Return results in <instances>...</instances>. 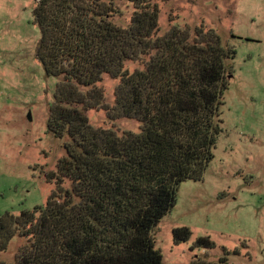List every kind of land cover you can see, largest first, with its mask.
Wrapping results in <instances>:
<instances>
[{
    "label": "trees",
    "instance_id": "obj_1",
    "mask_svg": "<svg viewBox=\"0 0 264 264\" xmlns=\"http://www.w3.org/2000/svg\"><path fill=\"white\" fill-rule=\"evenodd\" d=\"M35 1L36 55L57 78L47 127L65 139V154L46 173L56 187L44 205L0 215V254L25 240L13 263L0 264H167L155 231L181 183L203 180L215 158L235 47L202 25L174 23L158 35L159 0ZM121 4L133 9L126 25L115 20ZM139 59L142 69L125 68ZM105 74L119 79L112 105L98 85ZM98 108L138 121L139 131L93 125L87 113ZM192 234L175 227L173 242ZM215 246L202 235L192 248Z\"/></svg>",
    "mask_w": 264,
    "mask_h": 264
},
{
    "label": "rangeland",
    "instance_id": "obj_2",
    "mask_svg": "<svg viewBox=\"0 0 264 264\" xmlns=\"http://www.w3.org/2000/svg\"><path fill=\"white\" fill-rule=\"evenodd\" d=\"M158 5V35L174 23L192 30L202 25L217 31L237 53L228 60L232 68L226 73L224 131L215 158L203 180L181 183L175 207L156 228V247L167 264H189L198 257L264 264V0H159ZM35 7V0H0V215L44 205L56 187L46 173L55 171L65 154V139L47 127L57 78L46 76L36 55L41 32ZM121 8L123 14L115 20L126 25L133 9L126 4ZM125 68L142 69L143 59L129 60ZM118 83L105 74L98 84L106 104L114 103ZM87 114L93 125L120 134L140 128L136 120H111L103 108ZM178 226L191 228L189 241L174 244ZM202 235L216 246L193 249ZM24 243L14 239L0 260L13 263Z\"/></svg>",
    "mask_w": 264,
    "mask_h": 264
},
{
    "label": "water",
    "instance_id": "obj_3",
    "mask_svg": "<svg viewBox=\"0 0 264 264\" xmlns=\"http://www.w3.org/2000/svg\"><path fill=\"white\" fill-rule=\"evenodd\" d=\"M28 117H29L30 120L32 119V112L31 111H29Z\"/></svg>",
    "mask_w": 264,
    "mask_h": 264
}]
</instances>
